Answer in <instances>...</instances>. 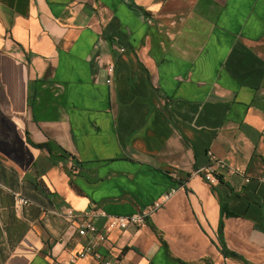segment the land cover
I'll return each instance as SVG.
<instances>
[{"label": "crops", "instance_id": "crops-1", "mask_svg": "<svg viewBox=\"0 0 264 264\" xmlns=\"http://www.w3.org/2000/svg\"><path fill=\"white\" fill-rule=\"evenodd\" d=\"M86 211L117 264H264V0H0V264L81 251Z\"/></svg>", "mask_w": 264, "mask_h": 264}, {"label": "built area", "instance_id": "built-area-1", "mask_svg": "<svg viewBox=\"0 0 264 264\" xmlns=\"http://www.w3.org/2000/svg\"><path fill=\"white\" fill-rule=\"evenodd\" d=\"M126 48H122L121 51H125ZM109 73H113V69H109ZM109 82V81H108ZM208 157H210V166L202 169L201 171L194 172L195 174H202L200 177L209 186H216L219 183V178L214 173L215 165L224 166L221 160H218L213 153L208 152ZM227 173L229 175H239L243 178L245 184L250 183L251 179L247 176L246 171L238 167H227ZM178 188L171 189L168 193L161 196L159 201H157L150 211L142 214H137L132 217H107L105 212L100 213L101 217L104 219H109L107 223V231H124L128 228H144L147 225V219L150 215L157 209H159L162 204L169 201L170 198L176 194ZM29 201L19 195L15 196L14 209L19 212L24 206H27ZM91 211H86L83 213L82 218L78 223V235L81 237L88 238L87 243L83 246L81 251L69 253L62 261L54 262L53 264H77L80 260L85 259L89 255H93L97 264H117L111 260L105 258L100 254L98 249L106 242V236L104 233H100L95 223L90 221ZM68 215L72 216L73 212L68 211Z\"/></svg>", "mask_w": 264, "mask_h": 264}, {"label": "trees", "instance_id": "trees-1", "mask_svg": "<svg viewBox=\"0 0 264 264\" xmlns=\"http://www.w3.org/2000/svg\"><path fill=\"white\" fill-rule=\"evenodd\" d=\"M35 148H38V149H46V150H50V147L48 144H45V145H42V144H33ZM223 253L227 255V252L223 250ZM231 256H235V255H231Z\"/></svg>", "mask_w": 264, "mask_h": 264}]
</instances>
